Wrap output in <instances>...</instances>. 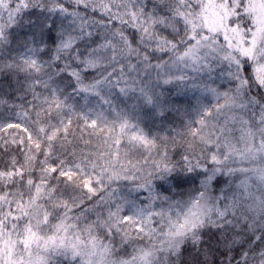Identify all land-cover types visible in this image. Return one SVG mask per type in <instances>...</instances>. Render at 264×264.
<instances>
[{"label":"snow or ice","instance_id":"6c2138e0","mask_svg":"<svg viewBox=\"0 0 264 264\" xmlns=\"http://www.w3.org/2000/svg\"><path fill=\"white\" fill-rule=\"evenodd\" d=\"M0 161V264H264V0H0Z\"/></svg>","mask_w":264,"mask_h":264},{"label":"trees","instance_id":"16d2710c","mask_svg":"<svg viewBox=\"0 0 264 264\" xmlns=\"http://www.w3.org/2000/svg\"><path fill=\"white\" fill-rule=\"evenodd\" d=\"M181 100H183V98H181ZM192 104H193V106H194V104H195V100H194V99L192 100ZM188 111L191 113V112H192V109L189 108ZM192 116H193V118H195L194 113H192ZM187 119H188L187 116H179V115H177V116L175 117L176 125H178L179 122H180L181 120H187ZM165 128L168 129V132H171V127H169L168 125H165ZM177 130H179L178 127H177ZM151 131H152L153 134H156L157 132H159V134H161V135L166 134V133H165V130L162 129V128H160L158 124L155 125V126H153L152 129H151ZM77 135H79V133H77ZM85 139H88L87 135H85ZM95 143H96V141L93 140V144H95ZM80 147H82V148L84 147V144H83L82 142H80ZM89 147H90V146H89ZM5 159H6V158H5ZM0 166H2V161H0ZM186 255H187V254H186Z\"/></svg>","mask_w":264,"mask_h":264}]
</instances>
